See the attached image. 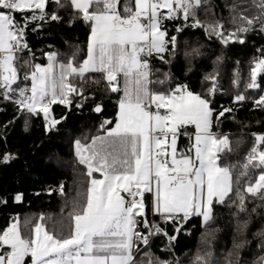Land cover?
I'll return each instance as SVG.
<instances>
[{
  "label": "snow or ice",
  "instance_id": "6c2138e0",
  "mask_svg": "<svg viewBox=\"0 0 264 264\" xmlns=\"http://www.w3.org/2000/svg\"><path fill=\"white\" fill-rule=\"evenodd\" d=\"M217 7L213 0H0V101L11 103L24 117L25 131L31 118L41 114L45 132L54 130L66 116L54 118L52 106L69 111L83 107L96 99L85 94L88 87L95 86L101 96L122 93L115 117L100 122L103 135L88 144L74 142L88 182L72 201V226L56 221L49 230L43 221L50 218L43 215L37 223L13 218L0 230V264H183L174 249L194 218L205 226L203 247L187 264H264V134H252L246 162L227 163L235 149L229 134L213 128L235 109L213 106L215 75L204 77V82L212 81L206 93H196L187 83L176 82L170 70L153 66L154 61L171 66L185 28L202 29L206 39L223 46L242 45L249 34L264 36V0L225 3L229 26L217 18ZM61 11L67 13L66 21ZM51 22L85 24L86 55L81 57L79 46H73L67 62L57 52H47L46 64L35 63L28 31ZM169 22L176 34L169 31ZM203 46L184 52L189 71L191 61L203 56ZM256 51L261 55L253 57L243 87L258 89V99L237 91L233 105L251 99L264 110V82L258 81L264 73V47ZM221 61L217 56L213 63ZM233 84L239 89V73ZM92 111L103 115V99ZM181 137L189 141L184 148L178 145ZM240 143L236 141L237 147ZM12 159L5 153L0 163ZM59 191L64 193L63 184ZM22 199V193L13 197L17 203ZM7 202L0 197V205ZM217 207L227 208L233 221L231 247L220 257L210 244L220 231L214 227ZM253 216L262 222L254 232ZM249 235L258 251L246 260ZM154 237L166 241L162 251L170 258L149 250Z\"/></svg>",
  "mask_w": 264,
  "mask_h": 264
},
{
  "label": "trees",
  "instance_id": "16d2710c",
  "mask_svg": "<svg viewBox=\"0 0 264 264\" xmlns=\"http://www.w3.org/2000/svg\"><path fill=\"white\" fill-rule=\"evenodd\" d=\"M232 2L233 0H213L218 6L215 9L216 16L223 17L226 26H229L227 24L229 13L224 8V4ZM252 12L254 10L249 14L251 15ZM60 14L66 21L67 13L61 11ZM200 18L204 19L202 11ZM168 28L176 34L174 23L169 22ZM88 35L89 28L82 22H77L73 27H68L66 22H51L44 24L42 30L36 32L29 29L27 42L35 53V63L46 64L47 58L44 53L47 52H57L58 58L67 62L74 50L73 46H79L81 57L86 55ZM178 39L180 48L171 66H162L158 61H154L153 66L162 68L163 71L170 70L176 82L187 83L196 93H206L212 81L204 82V77L209 73L215 75L217 90L210 97L213 106L217 110L222 106H232L235 110L231 114L225 113L229 118H221L222 123L218 128L214 127L213 131L229 134L235 151L228 156L227 163L242 165L254 145L252 134H264V110L254 107L251 99L233 105V98L237 91H240L258 99V89H244L243 85L249 80L253 57L261 55L256 49L264 47V36L249 34L242 45L230 43L228 46H223L215 38L206 39L202 29L185 28ZM200 45H204L201 48L203 56L191 61L192 70L189 71V60L184 57V52ZM217 56H221L222 61L214 64ZM237 73L240 79L239 89L233 84ZM258 81L264 82V73H261ZM85 94L95 95L96 99L87 100L81 108L73 106L70 111L63 105L52 106L54 118L59 120L66 116V119L47 133L43 114L32 117L30 127L25 131L24 117L19 116L11 103L0 101L2 109L0 110V156L10 153L15 157L8 163H0V197H5L8 201L6 205H0V230L8 227L15 217L21 222L25 218H31L33 223H37L40 222L41 215L50 218L43 221L49 230L56 221H63L67 228L72 226L73 222L68 216L72 211V201L76 198L77 191H83V186L88 182L86 169L77 162L74 142L80 140L82 144H88L92 137L103 134L99 128L101 120L113 119L118 111L116 93L101 96L95 86H92L87 88ZM101 99L105 107L103 115L92 111ZM10 121L12 123H9ZM189 131L193 132L192 129ZM238 140L241 141L239 147L236 145ZM188 143L187 138L181 137L178 141L179 148H184ZM236 170L238 171L239 168ZM61 184L64 185L63 194L59 191ZM17 193L23 194L22 201L18 203L13 200ZM252 206L253 204L249 203V208ZM216 212L219 217L214 227L219 228L220 231L215 233L214 238H210V244L214 254L220 257L227 248L231 247L233 221L227 208L217 207ZM252 220L250 230L254 232L259 229L262 222L257 216H253ZM188 229L187 234L178 236L174 249L175 255L183 264H187L196 251L203 247L201 238L205 226L200 223L199 218H194ZM248 239L252 242L244 250L243 258L251 260L258 249L255 248L256 241L251 235ZM165 243L164 239L154 237L149 250L163 258H170L162 251ZM140 255L142 256V253Z\"/></svg>",
  "mask_w": 264,
  "mask_h": 264
},
{
  "label": "crops",
  "instance_id": "0c3cea01",
  "mask_svg": "<svg viewBox=\"0 0 264 264\" xmlns=\"http://www.w3.org/2000/svg\"><path fill=\"white\" fill-rule=\"evenodd\" d=\"M164 11H166V10H164ZM47 58V57H46ZM47 63V62H46ZM118 95V99H119V96L120 95H122V93L121 94H117ZM161 111H163V110H161ZM189 129L191 130H193V133H194V126H189ZM101 135H103V134H101ZM74 150H75V145H74ZM95 174H97V175H95L94 177L95 178H102L101 176H100V174L99 173H95ZM16 218V217H15Z\"/></svg>",
  "mask_w": 264,
  "mask_h": 264
},
{
  "label": "built area",
  "instance_id": "2783aa9c",
  "mask_svg": "<svg viewBox=\"0 0 264 264\" xmlns=\"http://www.w3.org/2000/svg\"><path fill=\"white\" fill-rule=\"evenodd\" d=\"M164 11V10H163ZM1 109V108H0ZM52 116H53V112H52Z\"/></svg>",
  "mask_w": 264,
  "mask_h": 264
},
{
  "label": "water",
  "instance_id": "95a60500",
  "mask_svg": "<svg viewBox=\"0 0 264 264\" xmlns=\"http://www.w3.org/2000/svg\"><path fill=\"white\" fill-rule=\"evenodd\" d=\"M97 114V113H96Z\"/></svg>",
  "mask_w": 264,
  "mask_h": 264
}]
</instances>
